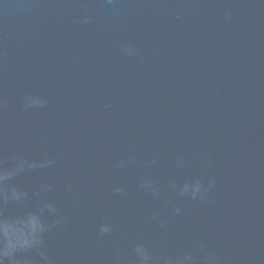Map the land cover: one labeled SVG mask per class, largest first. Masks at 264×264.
I'll use <instances>...</instances> for the list:
<instances>
[{
    "label": "water",
    "instance_id": "obj_1",
    "mask_svg": "<svg viewBox=\"0 0 264 264\" xmlns=\"http://www.w3.org/2000/svg\"><path fill=\"white\" fill-rule=\"evenodd\" d=\"M0 264H264V0H0Z\"/></svg>",
    "mask_w": 264,
    "mask_h": 264
}]
</instances>
